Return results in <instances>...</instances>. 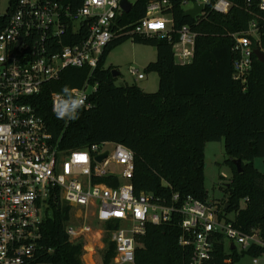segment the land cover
Masks as SVG:
<instances>
[{"label": "trees", "instance_id": "1", "mask_svg": "<svg viewBox=\"0 0 264 264\" xmlns=\"http://www.w3.org/2000/svg\"><path fill=\"white\" fill-rule=\"evenodd\" d=\"M15 4L18 0H10ZM73 10L85 0H60ZM158 0H135L130 12L119 18L120 24H132L142 19L148 4ZM172 7L166 14L172 17V40L154 36H126L115 39L92 71L90 67H68L59 79L46 84L43 92L31 99L38 114L49 125L61 146L68 150L83 149L102 142L121 143L134 151V193H150L165 204L177 206L187 197L208 202L205 187V147L210 141H225L226 164L233 176L225 185L227 200L220 205V218H225L245 234L257 233L264 240V172L254 161L264 160V63L253 55V66L245 80L234 78V34H244L251 22L263 30L264 11L257 0H230L227 14L212 9L209 0L203 14H185L186 3L197 0H169ZM189 25L196 32L195 55L191 62L176 61L174 44L177 32ZM157 48V60L144 71L159 75L157 92L149 93L139 86L116 84L114 66L107 67L111 50L126 40ZM264 39V38H263ZM264 44V40H263ZM89 80L98 84L91 97L93 107L82 109L78 120L68 125L52 111L50 95L82 87ZM234 159H240L243 171L238 172ZM244 204V205H243ZM72 208L52 195L47 214L41 224V250L35 262L48 264H84V244L72 240L66 231ZM234 212L233 219L227 218ZM182 215L173 214L169 222L149 224L139 238L136 264H189L192 246L180 245ZM119 222H109V233ZM112 237V235L110 234ZM109 236V237H110ZM116 245L111 238L103 253V263L111 264ZM264 255V247L252 245L240 252L227 245L224 235L215 237V251L209 264H235L243 256Z\"/></svg>", "mask_w": 264, "mask_h": 264}, {"label": "built area", "instance_id": "2", "mask_svg": "<svg viewBox=\"0 0 264 264\" xmlns=\"http://www.w3.org/2000/svg\"><path fill=\"white\" fill-rule=\"evenodd\" d=\"M121 1L85 0L73 10L60 0H18L15 4L0 0V264H48L35 260L42 249L41 224L52 195L102 224L119 222L111 237L116 245L114 264H136L139 238L148 225L169 222L175 213L182 215L180 245L193 248L189 264L211 262L218 234L229 240L230 247H264L257 233L241 232L220 218L222 210L210 203L189 196L177 206L178 194L172 204L162 203L150 193L136 195L132 149L114 142L65 149L61 137H55L31 102L66 68L88 66L93 71L115 39L157 35L172 40L174 22L165 13L172 7L169 0L151 1L146 15L132 24L119 23L124 13ZM129 1L134 5L135 0ZM257 1L264 11V0ZM193 3L192 8L204 5L203 14L209 0ZM231 7L230 0H215L212 9L227 14ZM260 29L251 22L244 34L233 36L237 80H245L252 69L255 49L264 53V28ZM177 32L175 57L179 56L180 63H189L195 55L197 34L189 25ZM131 73L145 77L133 68ZM97 90L98 84L87 80L68 94L54 91L50 95L52 111L54 105L71 104L77 96L85 98L79 112L89 109ZM59 120L65 125L71 121ZM66 231L72 240H78L91 233L93 226L76 227L69 222Z\"/></svg>", "mask_w": 264, "mask_h": 264}, {"label": "rangeland", "instance_id": "3", "mask_svg": "<svg viewBox=\"0 0 264 264\" xmlns=\"http://www.w3.org/2000/svg\"><path fill=\"white\" fill-rule=\"evenodd\" d=\"M194 3H188L185 7L192 8ZM178 52V49H177ZM157 60V48L152 45H145L136 43L133 40H126L117 47L113 48L109 53L107 59V67L112 65L120 72L117 76L116 84L119 86L124 85H137L146 92L154 93L159 88V75L156 72L147 74L144 68L152 61ZM176 61H181L179 56ZM138 70V73L143 74V79L138 78V75H133L131 69ZM227 154L225 150V141H210L207 142L205 147V187L208 192V202L214 205L217 209H221L227 200L228 194L225 190V185L233 176V170L230 165L226 164ZM254 165L260 171L264 172V160L262 158L256 159ZM244 205V204H243ZM235 213L229 212L227 218L233 219ZM71 224L79 227L84 223L93 226V231L86 234L83 238L78 239L84 244V253L82 260L84 264H104L103 253L107 247V239L111 238L106 224L96 221L95 217L89 214L86 217L85 211L82 212L78 209L71 211ZM110 236V237H109ZM229 244V240L226 241ZM238 251L241 247L237 246ZM257 259L258 263L254 260ZM111 264H114L112 260ZM235 264H264V255L258 257L246 254Z\"/></svg>", "mask_w": 264, "mask_h": 264}, {"label": "water", "instance_id": "4", "mask_svg": "<svg viewBox=\"0 0 264 264\" xmlns=\"http://www.w3.org/2000/svg\"><path fill=\"white\" fill-rule=\"evenodd\" d=\"M121 7L124 10V12H130L132 7H133V4L129 0H122L121 1ZM203 10H204L203 4H196L193 8L187 9L185 14L187 16L196 17L201 12H203ZM254 53H255L256 57L258 58V60L261 61L262 63H264V53L259 48H256ZM113 75H114V77H117L118 75H120V72L117 69H113ZM106 156H107V153L102 154L98 157V160L102 161L103 158ZM233 162L237 166L238 172L241 173L243 171V168L241 165V160L240 159H234ZM231 248L232 249L235 248V245L232 244Z\"/></svg>", "mask_w": 264, "mask_h": 264}, {"label": "clouds", "instance_id": "5", "mask_svg": "<svg viewBox=\"0 0 264 264\" xmlns=\"http://www.w3.org/2000/svg\"><path fill=\"white\" fill-rule=\"evenodd\" d=\"M63 94L70 93V89L68 86H65L62 89ZM85 98L83 96H77V98L69 103H62L60 105H54V112L56 114L57 119H65V120H78L80 118L79 109L84 106Z\"/></svg>", "mask_w": 264, "mask_h": 264}]
</instances>
